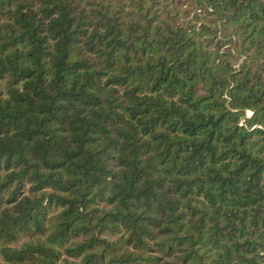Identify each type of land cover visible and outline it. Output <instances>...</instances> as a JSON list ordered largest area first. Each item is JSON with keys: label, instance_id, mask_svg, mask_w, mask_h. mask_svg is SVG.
Listing matches in <instances>:
<instances>
[{"label": "trees", "instance_id": "trees-1", "mask_svg": "<svg viewBox=\"0 0 264 264\" xmlns=\"http://www.w3.org/2000/svg\"><path fill=\"white\" fill-rule=\"evenodd\" d=\"M0 264H264V0H0Z\"/></svg>", "mask_w": 264, "mask_h": 264}, {"label": "built area", "instance_id": "built-area-1", "mask_svg": "<svg viewBox=\"0 0 264 264\" xmlns=\"http://www.w3.org/2000/svg\"><path fill=\"white\" fill-rule=\"evenodd\" d=\"M248 113L250 114V113H251V111H249V110H248Z\"/></svg>", "mask_w": 264, "mask_h": 264}]
</instances>
